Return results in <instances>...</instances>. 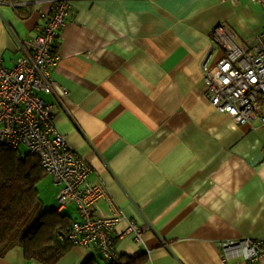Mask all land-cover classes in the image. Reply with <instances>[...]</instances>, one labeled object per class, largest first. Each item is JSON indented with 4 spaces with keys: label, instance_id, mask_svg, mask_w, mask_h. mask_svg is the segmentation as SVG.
<instances>
[{
    "label": "crops",
    "instance_id": "obj_1",
    "mask_svg": "<svg viewBox=\"0 0 264 264\" xmlns=\"http://www.w3.org/2000/svg\"><path fill=\"white\" fill-rule=\"evenodd\" d=\"M12 1L30 4L16 8L0 0V56L8 67L29 49L44 20L41 12L49 13L51 5L40 0L38 11V0ZM122 3L131 8L146 0L73 1L51 69L60 102L38 92L56 102L58 126L122 213L113 227L118 258L145 254L143 264H252L242 257L225 258L219 242L264 238V124L236 123L214 106L206 97L201 67L207 58L215 65L226 52L220 24L249 48L264 12L256 15V3L246 2L251 23L236 9L226 10L188 42L195 27L189 13L174 26L162 16L145 19L134 32ZM157 40L160 48L153 45ZM41 199L46 208L78 219L76 207L69 208L74 203L59 208L57 201ZM98 202L108 213L105 200ZM130 221H148L152 228L137 239L127 231ZM90 255L107 264L98 249L77 244L53 264H81ZM0 264L43 263L27 258L18 246L0 256ZM253 264H264V255Z\"/></svg>",
    "mask_w": 264,
    "mask_h": 264
},
{
    "label": "built area",
    "instance_id": "obj_2",
    "mask_svg": "<svg viewBox=\"0 0 264 264\" xmlns=\"http://www.w3.org/2000/svg\"><path fill=\"white\" fill-rule=\"evenodd\" d=\"M73 1L50 0V11L47 14L41 12L44 20L38 25V33L29 43V49L24 48L13 65H4L0 56V145L19 147L38 155L44 174L51 176L58 185L56 199L59 208L74 203L77 209L78 219L72 220L68 239L77 245L96 248L105 258L116 260L118 252L113 227L122 213L100 176L69 144L58 126L56 102L47 101L38 94L40 91L51 93L60 102L51 69L59 59L57 40L71 13ZM227 1V10L235 9L230 3L237 0ZM168 2L170 0H146L137 8H158ZM238 2L248 15L251 13L246 2L259 3L264 12V0ZM9 3L16 8L30 4L12 0ZM41 3L36 1V10L41 11ZM124 5L127 10L129 4L120 6ZM260 27L254 45L248 48L237 44L232 34L220 24L219 29L225 32L226 52L215 65H210L207 58L201 67L208 100L228 112L236 123L250 127L264 124V24ZM198 36L200 34L193 35L187 41H194ZM61 92L68 93L66 89ZM100 198L107 203L108 213H102L98 205ZM151 228L148 221L141 225L130 221L127 231L134 232L136 238L142 240V233ZM219 247L225 258L242 257L245 262L253 264L264 255V238L225 239L219 242Z\"/></svg>",
    "mask_w": 264,
    "mask_h": 264
},
{
    "label": "trees",
    "instance_id": "obj_3",
    "mask_svg": "<svg viewBox=\"0 0 264 264\" xmlns=\"http://www.w3.org/2000/svg\"><path fill=\"white\" fill-rule=\"evenodd\" d=\"M44 175L38 155L0 145V256L19 246L27 258L53 264L74 245L67 237L71 217L46 208L39 195L37 186ZM145 259L141 254L105 260L107 264H143ZM81 264L100 263L90 255Z\"/></svg>",
    "mask_w": 264,
    "mask_h": 264
},
{
    "label": "bare ground",
    "instance_id": "obj_4",
    "mask_svg": "<svg viewBox=\"0 0 264 264\" xmlns=\"http://www.w3.org/2000/svg\"><path fill=\"white\" fill-rule=\"evenodd\" d=\"M238 1L239 0L231 2L230 5L236 9V12L245 23H251L253 19L247 14L244 7ZM227 2L229 1L202 0L201 4L188 5L181 0H172L170 3L163 4L158 8L141 9L137 7H128L127 10L130 13L131 20L135 24L133 29L134 32L138 31L141 21L145 19L162 16L167 20L168 25L174 26L180 22L184 14L189 13L195 21V27L190 35H201L203 32L207 31V27L213 23L217 16L222 15V13L229 8ZM124 8L123 6V9ZM126 29L129 30V27L126 26ZM186 39L187 38L182 37L181 41H185ZM153 45L156 48H160L162 43L160 40H157Z\"/></svg>",
    "mask_w": 264,
    "mask_h": 264
},
{
    "label": "rangeland",
    "instance_id": "obj_5",
    "mask_svg": "<svg viewBox=\"0 0 264 264\" xmlns=\"http://www.w3.org/2000/svg\"><path fill=\"white\" fill-rule=\"evenodd\" d=\"M256 4L254 5V7H253V10H254V12H255V14L257 15V14H259L260 12H261V8H262V6L259 4V3H257V2H255ZM261 6V7H260ZM42 95H43V93H41ZM38 192H39V195L46 201V202H48V204H49V202L51 201H53V200H55L56 201V199H55V195H56V192H55V190H54V184H53V182H51V178L49 177V176H44L41 180H40V182L38 183ZM73 205L74 204H72L71 206H69V208L71 209H69V208H65L64 209V211H67V210H70V211H72V210H74V207H73ZM75 206V205H74ZM77 211V210H76ZM73 212V211H72Z\"/></svg>",
    "mask_w": 264,
    "mask_h": 264
}]
</instances>
